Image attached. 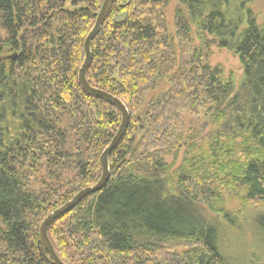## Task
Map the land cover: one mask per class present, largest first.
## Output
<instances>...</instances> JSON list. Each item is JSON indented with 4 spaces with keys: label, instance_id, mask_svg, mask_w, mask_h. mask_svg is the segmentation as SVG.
<instances>
[{
    "label": "trees",
    "instance_id": "trees-1",
    "mask_svg": "<svg viewBox=\"0 0 264 264\" xmlns=\"http://www.w3.org/2000/svg\"><path fill=\"white\" fill-rule=\"evenodd\" d=\"M69 1L0 0V264H54L40 226L101 179L122 122L79 80L105 0ZM178 1L172 32L167 0H115L92 41L87 79L130 121L104 188L49 227L67 264H235L200 212L230 219L229 193L259 206L264 257V22L254 0ZM215 44L239 55V80L210 64ZM158 80L169 88L147 103ZM187 113L224 130L202 146Z\"/></svg>",
    "mask_w": 264,
    "mask_h": 264
},
{
    "label": "rangeland",
    "instance_id": "rangeland-1",
    "mask_svg": "<svg viewBox=\"0 0 264 264\" xmlns=\"http://www.w3.org/2000/svg\"><path fill=\"white\" fill-rule=\"evenodd\" d=\"M71 5V0L67 3ZM180 6L178 0H167L166 15L170 31L174 32V22L176 10ZM252 7L258 17L259 23L264 22V0H254ZM213 67H220L225 76L234 75L236 80H239L243 75V67L239 55L233 50L220 47L218 44L212 46V54L209 59ZM169 88V83L166 80H158L147 97V103L151 98L157 97L162 92ZM187 125L189 128H194L198 132L197 141L206 146L212 139L217 136L220 130L215 123L209 118L194 117L190 113L186 114ZM187 156L186 151L180 150L178 154L166 157V161L174 163V166H179ZM227 203L231 218L225 219L211 211L208 207L202 206L200 212L213 222L219 224L220 244L222 245L223 253L226 254L229 260L236 262L235 264H264L263 254L258 252L260 247L256 242L254 227L255 213L258 212L259 206L255 204H244L238 196L233 193L227 194Z\"/></svg>",
    "mask_w": 264,
    "mask_h": 264
},
{
    "label": "water",
    "instance_id": "water-1",
    "mask_svg": "<svg viewBox=\"0 0 264 264\" xmlns=\"http://www.w3.org/2000/svg\"><path fill=\"white\" fill-rule=\"evenodd\" d=\"M114 1L115 0H105L103 2V5L98 14L95 26L85 40L86 58L79 71V80L83 88L88 93L95 95L99 98H102L109 103L114 104L122 113V122L112 142L108 145V147L102 153L101 162H102L103 174H102L101 179L96 184L82 189L77 195L74 196L72 200H70L63 206L51 212L45 218V220L42 222L40 226V238H41L42 246L46 249V251L48 252L54 264H67V263H65L59 257L58 253L56 252L54 248V245L52 244L50 240V237L48 234L50 225L54 221H56L59 217L63 216L64 214H66L67 212L75 208L85 197L91 194L97 193L104 188V186L107 184L110 178L109 157L111 153L114 151V149L117 147V145L120 143L122 138L124 137L129 121H130V113L128 111V108L120 98L111 94L108 91L92 86L87 79V70L92 62V49H91L92 41L95 39V37L100 32L102 24L106 20Z\"/></svg>",
    "mask_w": 264,
    "mask_h": 264
}]
</instances>
